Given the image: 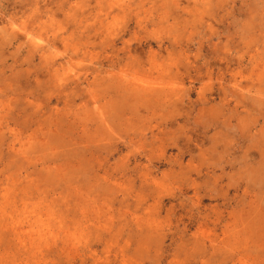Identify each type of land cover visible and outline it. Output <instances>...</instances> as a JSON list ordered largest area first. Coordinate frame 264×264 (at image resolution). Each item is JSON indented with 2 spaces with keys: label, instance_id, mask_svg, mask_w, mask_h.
Returning <instances> with one entry per match:
<instances>
[{
  "label": "rangeland",
  "instance_id": "obj_1",
  "mask_svg": "<svg viewBox=\"0 0 264 264\" xmlns=\"http://www.w3.org/2000/svg\"><path fill=\"white\" fill-rule=\"evenodd\" d=\"M0 264H264V0H0Z\"/></svg>",
  "mask_w": 264,
  "mask_h": 264
},
{
  "label": "bare ground",
  "instance_id": "obj_2",
  "mask_svg": "<svg viewBox=\"0 0 264 264\" xmlns=\"http://www.w3.org/2000/svg\"><path fill=\"white\" fill-rule=\"evenodd\" d=\"M12 20H13V16H10L8 25L6 26V30H9V34H10L12 39H16V40L19 39L20 40V36L21 37H22V35L24 36V34H23L24 30L23 29H16L14 27L15 23ZM28 36H29L28 34L25 35L26 40H28V38H29ZM29 42H27V41L25 42V44L29 47V51L27 50V52H28L27 55L29 58H31V57L33 58L35 56V54H38V53H39V58H43V60L49 58V55L51 53L52 44H49L48 47H44V46L41 47V46H36L34 44L32 46ZM110 62H113V60H111ZM73 78H75L74 80L78 81V82H80L82 79L80 76H76ZM113 78H112V80H113ZM117 79L118 78L115 77V80H117ZM120 82L124 84V86L126 88L125 90L127 92H130V94L132 96H134L132 101L137 102L139 97H143V98L149 97V99H148L149 101H151L152 99L155 101H158V97L160 96V94H157L159 91L158 88L138 86L134 82L129 81V80H121ZM160 91L162 93L164 92L163 89H161ZM122 97L124 98V96H122ZM127 98H128V96H127Z\"/></svg>",
  "mask_w": 264,
  "mask_h": 264
}]
</instances>
